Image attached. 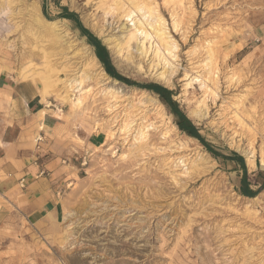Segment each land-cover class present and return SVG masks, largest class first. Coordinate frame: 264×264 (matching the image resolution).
Instances as JSON below:
<instances>
[{"label": "rangeland", "instance_id": "rangeland-1", "mask_svg": "<svg viewBox=\"0 0 264 264\" xmlns=\"http://www.w3.org/2000/svg\"><path fill=\"white\" fill-rule=\"evenodd\" d=\"M64 9L120 76L173 91L208 144L241 156L252 183L264 172V0H0V54L48 80L100 140L87 151L75 139L57 221L0 212V264H264V189L241 196V167L180 132L156 95L111 78Z\"/></svg>", "mask_w": 264, "mask_h": 264}, {"label": "crops", "instance_id": "crops-1", "mask_svg": "<svg viewBox=\"0 0 264 264\" xmlns=\"http://www.w3.org/2000/svg\"><path fill=\"white\" fill-rule=\"evenodd\" d=\"M44 87L25 66L0 54V212L16 210L37 223L57 221L72 193L82 150L75 139L82 135L87 151L100 141L83 133L70 105L51 92L42 96Z\"/></svg>", "mask_w": 264, "mask_h": 264}, {"label": "trees", "instance_id": "trees-1", "mask_svg": "<svg viewBox=\"0 0 264 264\" xmlns=\"http://www.w3.org/2000/svg\"><path fill=\"white\" fill-rule=\"evenodd\" d=\"M43 11L44 14L47 15L45 6L43 7ZM60 18L73 21L76 24L77 29L81 32V36L86 39L88 45L94 48L97 58L100 60L107 74L111 78L121 81L127 85L138 86L141 89L147 90L156 95L160 102L166 107L170 115L173 116L174 123L180 132L186 134L190 138L198 140L215 159L238 164L243 171L241 186L238 189V193L241 196L255 198L262 192L264 189V172L259 171L255 175V182L252 183L248 177L244 159L241 156L233 152H231L230 156L222 155L220 151L208 144L204 137L200 134V129L188 119L184 111L180 108L179 104L174 101L173 97L175 96V93L173 91H170L169 89L157 84H140L120 76L111 64L109 52L106 47L98 38L82 27L76 14L69 13L67 9H64ZM252 185L258 189L254 191L252 189Z\"/></svg>", "mask_w": 264, "mask_h": 264}, {"label": "bare ground", "instance_id": "bare-ground-1", "mask_svg": "<svg viewBox=\"0 0 264 264\" xmlns=\"http://www.w3.org/2000/svg\"><path fill=\"white\" fill-rule=\"evenodd\" d=\"M148 5H149V4H148ZM148 5H146V6H148ZM136 8H137V7H136ZM140 8H143V7H140ZM145 8H146V7H145ZM140 10H141V9H140ZM148 10H149V8H148L147 10L145 9V11H148ZM152 10H153V9H152ZM152 10H151V11H152ZM127 11H128V10H127ZM143 11H144V8H143ZM149 11H150V10H149ZM151 11H150V12H151ZM131 12H132V11H131ZM124 13H125V12H124ZM149 14H150V13H149ZM128 15H129V14H128ZM151 15H152V14H151ZM154 15H155V14H154ZM126 16H127V15H126ZM130 16H132V14H131ZM156 18H157V17H156ZM158 18H159V16H158ZM40 20H41V23H42L43 25H48L47 22L45 21V19H44L42 16H40ZM157 21H158V20H157ZM158 22H159V21H158ZM160 22L163 23L164 21H160ZM157 24H158V23H157ZM163 24H165V22H164ZM159 25H160V24H159ZM161 25H162V24H161ZM157 26H158V25H157ZM162 26H163V25H162ZM158 27H159V26H158ZM158 27H156V28H158ZM163 27H164V26H163ZM156 30H157V29H156ZM158 30H159V31H158V32L156 31V33H160V36H159V34H158L157 36H159L160 39H161V37H163V36L165 35V34H164L165 29H164V31H163L162 29H160V28H159ZM154 31H155V30H154ZM165 32H166V31H165ZM143 34H145V32H143ZM146 35H147V34H146ZM167 35H168V34H167ZM157 36H156V37H157ZM168 36H169V35H168ZM149 37H150V35L148 36V38H149ZM165 37H167V36H165ZM158 39H159V38H158ZM160 39H159V40H160ZM166 40H168V39H166ZM169 40H170V39H169ZM161 41H163V40H161ZM170 42H172V41H170ZM167 43H168V42H167ZM168 44H169V43H168ZM172 44H173V43H172ZM166 45H167V44H166ZM169 45H170V44H169ZM169 45H168V47H169ZM175 46H176V45H175ZM166 47H167V46H166ZM166 47H165V50H166ZM176 47H177V46H176ZM176 49H177V48H176ZM172 50H173V48H172ZM166 51H167V50H166ZM170 52H171V51H170ZM157 54H159V50H158V53H157ZM157 54H156V55H157ZM93 56H94V55H93ZM93 56H92V58H91V60H92V61H91V64H93L94 67H98V63H97V61H96V58H94ZM162 57L164 58V56H162ZM165 61H166V60H165ZM166 62H167V61H166ZM167 63H168V62H167ZM207 64H208V63H207ZM210 70H211V69H210ZM212 73H213V72H212ZM212 73H211V74H212ZM102 75L104 76V73H103ZM161 77H164V75L161 76ZM45 78H46V77H45ZM45 78H44V79H45ZM38 79H39V78H38ZM47 79H48V78H47ZM165 79H166V78H165ZM165 79H164V80H165ZM41 81H43V79H42ZM47 81H48V80H47ZM47 81H46V82L44 81V82H45V87H44L43 95H42V96H44V97L49 96V95H50V91H51V90L49 91V87H48L49 84H48ZM79 87H81V86H80V83H79V86L76 87V89L79 88ZM119 87H120V86H119ZM71 88H72V87H71ZM76 89H75V91H76ZM120 90H121V89H120ZM69 91H70V90H69ZM118 91H119V90H118ZM68 96H69V95H68ZM155 101L157 102V100H155ZM78 103H79V102H78ZM157 103H158V102H157ZM127 126H128V125H127ZM127 126L125 125L124 127H127ZM123 130H124V129H123ZM124 131H125V130H124ZM128 131H129V130H128ZM128 133H129V132H128ZM140 133H141V132H140ZM142 134H143V133H142ZM141 136H142V135H141ZM253 159H254V158H253L252 154L247 156V163H248L249 166H254V161H253Z\"/></svg>", "mask_w": 264, "mask_h": 264}, {"label": "built area", "instance_id": "built-area-1", "mask_svg": "<svg viewBox=\"0 0 264 264\" xmlns=\"http://www.w3.org/2000/svg\"><path fill=\"white\" fill-rule=\"evenodd\" d=\"M37 141L38 142H41L42 140L41 139H38ZM20 184H21L22 188H24L25 187V180H21L20 181Z\"/></svg>", "mask_w": 264, "mask_h": 264}]
</instances>
